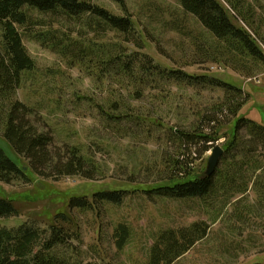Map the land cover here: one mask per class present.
<instances>
[{"label":"trees","instance_id":"16d2710c","mask_svg":"<svg viewBox=\"0 0 264 264\" xmlns=\"http://www.w3.org/2000/svg\"><path fill=\"white\" fill-rule=\"evenodd\" d=\"M114 1L124 4V0ZM178 1L201 24L209 39L215 40V44L208 41L199 44V56L204 59L216 56L214 62L221 60L233 69L237 66L244 69L249 60L264 65L260 45L264 44V31L252 3L223 0L229 11L221 0ZM21 29L71 64L79 63L98 82L110 81L112 93L98 111L107 128L121 138L127 136L121 125L123 121L132 122L135 129L146 128L148 117L156 118L164 126L159 107L147 109L146 118L139 110L130 117L136 111L131 102L145 101L151 94L147 96L146 91L159 90L163 82L182 83L192 89H222L224 99L218 100L210 110L196 113L197 121L186 123L187 119L179 118L177 126H169L167 136L173 151L163 152L165 168H159L151 181L156 185L142 192L150 199H199L214 208L212 222L220 216L227 217L231 229L235 225L246 226L252 218L264 217V123L243 114L250 95L218 76L192 74L162 65L143 51L146 40L130 15H117L90 0H0V123L3 137L37 176L52 180L68 176L96 180L101 166L79 144L58 145L54 134L33 120L34 109L17 97L24 72L33 66L23 51ZM118 83L122 86L115 85ZM130 86L134 89H129ZM123 87L128 94L123 92ZM234 120V133L223 147L224 154L216 171L211 175L207 172L204 176L196 175L197 159L213 148L220 138L221 126ZM30 180L26 169L0 145V182ZM129 192L123 188L105 189L92 196H76L69 208L71 212L73 209L100 211L107 204L121 205ZM230 204L233 210L228 212ZM18 215L13 201L0 197V221ZM73 221L71 214L58 213L45 239L43 236L48 231L34 225L0 224V264H80L68 254L74 247L73 241L78 239V233L71 227ZM210 227L201 220L189 227L160 232L151 246L148 264H173L204 239Z\"/></svg>","mask_w":264,"mask_h":264},{"label":"rangeland","instance_id":"374dc122","mask_svg":"<svg viewBox=\"0 0 264 264\" xmlns=\"http://www.w3.org/2000/svg\"><path fill=\"white\" fill-rule=\"evenodd\" d=\"M90 1L117 15H130L146 40L143 51L162 65L192 74L215 75L243 88L251 98L243 114L264 123V65L249 60L245 66L249 69L247 72L245 68L233 69V66L222 64L221 60L214 62L216 56L206 60L199 56V44L206 41L215 44V40L209 39L201 24L184 11L178 0H124L123 5L114 0ZM247 1L255 7L257 22L264 31V0ZM145 31L154 42L147 38ZM21 32L23 51L33 66L24 72L17 97L34 109L33 120L50 130L58 145L79 144L87 156L100 164L101 174L96 180L79 176L60 180L40 178L3 137L0 123V145L9 157L26 169L31 179L28 183L0 182V197L12 200L19 211L18 216L1 220V225L13 227L28 223L48 231L43 236L45 239L56 215L69 213L74 219L71 227L78 233L73 249L68 252L74 261L80 264H148L151 246L160 232L189 227L203 220L211 225L208 235L173 264L264 262V217L252 218L246 226L235 225L231 229L232 223L227 217L220 216L212 222L214 208L207 207L199 199H150L142 192L156 185L151 181L159 168H165L163 152L173 151L167 136L169 126H177L179 118L187 119L186 123L197 121L196 113L210 110L218 100L224 99L222 89H192L182 83L163 82L159 90L146 91L147 96L151 94L145 101L131 102L136 111L130 117L139 110L146 118L147 109L159 107L164 126H160L156 118L148 117L146 128L135 129L132 122L123 121L121 125L127 136L121 138L107 128V122L98 111L99 105L112 93L110 81L98 82L79 63L71 64L24 29ZM260 45L264 51V44ZM122 90L128 94L125 87ZM234 128L235 120L223 124L219 129L220 138L212 147H224ZM212 149L197 159L196 175L206 174ZM131 179L139 183L130 182ZM147 179H150L148 183H142ZM120 188L130 191L121 205L107 204L100 211L73 209L71 212L69 208L73 197ZM253 198L251 194L250 200ZM232 210L230 204L226 211Z\"/></svg>","mask_w":264,"mask_h":264},{"label":"water","instance_id":"95a60500","mask_svg":"<svg viewBox=\"0 0 264 264\" xmlns=\"http://www.w3.org/2000/svg\"><path fill=\"white\" fill-rule=\"evenodd\" d=\"M223 154H224V149L221 145H216L212 149L208 159V166H207L208 175H211L216 171V168L219 165Z\"/></svg>","mask_w":264,"mask_h":264}]
</instances>
